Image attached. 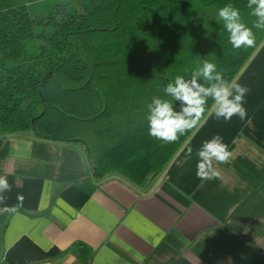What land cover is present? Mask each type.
I'll return each mask as SVG.
<instances>
[{
	"label": "trees",
	"instance_id": "16d2710c",
	"mask_svg": "<svg viewBox=\"0 0 264 264\" xmlns=\"http://www.w3.org/2000/svg\"><path fill=\"white\" fill-rule=\"evenodd\" d=\"M248 0H0V136L79 145L93 176L148 188L200 124L174 143L147 131V105L206 59L234 82L264 42H228L217 10L252 28ZM7 223L2 228L1 238ZM1 254L3 252V239ZM86 264L93 253L76 244Z\"/></svg>",
	"mask_w": 264,
	"mask_h": 264
},
{
	"label": "crops",
	"instance_id": "0c3cea01",
	"mask_svg": "<svg viewBox=\"0 0 264 264\" xmlns=\"http://www.w3.org/2000/svg\"><path fill=\"white\" fill-rule=\"evenodd\" d=\"M234 82L247 119L211 111L148 188L96 179L79 145L0 136V264H86L76 244L91 264H264V42ZM216 135L229 161L198 178L195 151Z\"/></svg>",
	"mask_w": 264,
	"mask_h": 264
},
{
	"label": "clouds",
	"instance_id": "9594fccd",
	"mask_svg": "<svg viewBox=\"0 0 264 264\" xmlns=\"http://www.w3.org/2000/svg\"><path fill=\"white\" fill-rule=\"evenodd\" d=\"M247 7L250 15L255 17L252 28L242 22L239 9L231 4L220 7L216 13L217 20L223 22V28L229 34V44L236 50L255 45L253 28L264 31V0H248ZM163 92L170 99L153 97L147 105L146 116L148 135L163 144L176 142L180 136L200 124L209 100L212 101L211 111L218 120L230 122L234 116L241 121L247 119L244 97L248 89L225 80L216 65L206 59L192 70L190 78L177 75L164 86ZM192 155L193 149L189 147L186 158ZM195 155L196 175L205 179L217 175L215 166L227 163L231 153L223 138L216 135L202 142ZM10 190L7 178L0 176V203L6 199L2 194Z\"/></svg>",
	"mask_w": 264,
	"mask_h": 264
}]
</instances>
